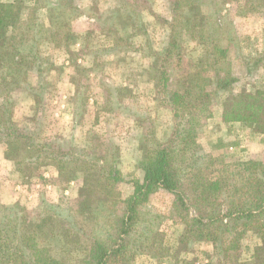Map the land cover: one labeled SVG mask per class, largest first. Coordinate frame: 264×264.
<instances>
[{
  "label": "rangeland",
  "instance_id": "rangeland-1",
  "mask_svg": "<svg viewBox=\"0 0 264 264\" xmlns=\"http://www.w3.org/2000/svg\"><path fill=\"white\" fill-rule=\"evenodd\" d=\"M14 1L26 6L21 14L23 21L33 17L41 26L40 54L46 60V70L39 75L35 68L24 65L14 83L0 79V109L4 103L12 110L18 127L31 130L35 139L55 147L86 149L96 158L102 152L94 147L95 143L115 144L120 179L114 187L121 199L116 203L117 209L122 212V200L134 190L132 181L142 177L134 145L138 144L141 158L145 132L154 131L156 138L164 140L173 126L172 111L161 103V84L157 85L158 78L152 77L158 76V56L164 51L169 33L166 16L172 19L171 0H146L141 6L136 3L137 8L126 5V0H0ZM247 3L248 0H206L201 6L200 16H207L222 27L220 45L225 48L227 65L238 81L233 89L213 95V116L200 129L199 143L205 152L227 162L264 163V133L256 134L240 123L222 120L226 100L245 91L264 89V66L250 72L247 65V60L264 51V13L250 12ZM138 11V24L147 28L141 36L130 28L132 19L124 17ZM106 21L115 23L123 33V48L113 47L114 35L103 32ZM56 29L63 31L58 46L48 39L49 32ZM129 40L138 43L139 48L125 47ZM205 53V42L185 34L182 55L186 71L171 75L170 87L193 91V77L205 65ZM207 73L210 77L214 74L213 70ZM23 75L27 77L24 82L20 78ZM214 87V83L208 86ZM9 162L0 168L3 208L16 206L15 210H26L35 217L42 210L58 209L64 200H79L87 191L81 173L71 180L59 174L40 177L44 169L54 168L45 166L34 171L33 176L24 177L14 161ZM44 179L53 184L46 191L36 186L43 184ZM30 194H34L32 198ZM173 199L162 188L147 195L140 208L148 217H159L151 231L140 235L139 239L145 238L142 250L125 264H216L215 241L196 242L184 237L185 226L174 210ZM1 212L8 216L12 211ZM259 245L260 239L253 232L245 233L237 252L239 261H251L258 254ZM67 246L75 254L82 253V241Z\"/></svg>",
  "mask_w": 264,
  "mask_h": 264
},
{
  "label": "trees",
  "instance_id": "trees-1",
  "mask_svg": "<svg viewBox=\"0 0 264 264\" xmlns=\"http://www.w3.org/2000/svg\"><path fill=\"white\" fill-rule=\"evenodd\" d=\"M205 1H170L172 19H166L169 33L158 56V76L152 77L161 84V103L172 111L173 126L164 140L156 138L154 131L143 135L144 154L137 166L144 175L132 181L134 190L122 200V212L117 209L121 199L114 187L120 179L115 144L95 143L102 155L93 158L86 149L40 142L31 130L18 127L12 110L1 104L0 145L5 146L6 159L14 161L21 176L31 177L39 168L53 166L69 180L81 173L87 191L79 200H64L58 209L42 210L35 217L26 210H15L16 206H0V264H125L142 250L145 238L139 239L140 235L151 231L159 217H148L140 206L147 195L160 188L174 197V210L185 226L184 237L196 242L215 241L216 264H264V163L227 162L205 152L199 143L200 129L213 116V95L233 89L238 81L220 45L222 27L200 16ZM145 2L126 0V5L137 8L136 3L141 6ZM247 4L250 12L264 13V0H248ZM71 6L75 7L73 3ZM25 8L18 1L0 2V79L4 81L14 83L24 65L35 68L39 75L46 70V60L40 54L41 26L33 17L22 20ZM138 12L124 17L132 19L130 28L147 33V28L138 24ZM102 27L105 34L114 35L112 46L123 48L124 35L117 25L106 21ZM62 32L50 31L49 41L61 44ZM185 34L206 43V63L195 71L194 88L189 92L169 83L171 75L186 71L182 55ZM124 46L131 48L133 44L129 40ZM247 65L250 72L264 66V51L247 60ZM208 70H213L212 77L206 74ZM20 78L22 82L27 79L26 75ZM211 83L214 89L208 88ZM222 120L264 133V89L245 91L226 100ZM1 209L12 212L6 216ZM247 232L260 239L258 254L251 261L240 262L237 252ZM74 241H82V253L70 251L67 244ZM145 251L150 253V249Z\"/></svg>",
  "mask_w": 264,
  "mask_h": 264
},
{
  "label": "crops",
  "instance_id": "crops-1",
  "mask_svg": "<svg viewBox=\"0 0 264 264\" xmlns=\"http://www.w3.org/2000/svg\"><path fill=\"white\" fill-rule=\"evenodd\" d=\"M89 17L92 18L93 16H89ZM86 18H88V17H86ZM166 18L169 19L168 16H166ZM138 34H140L138 36H141V33H138ZM133 46H134V50H136L137 48H139L140 45H138V43H134L133 42ZM134 149H135V152H134L135 158L138 160V159H140V157H139L140 156V150H139V147H138V144L137 143H136V145H134ZM9 161L5 157V146L4 145H0V168H2L3 165H5L7 163L11 164ZM40 174H41L40 177H46L47 178V176H49L50 174H52V176H54L55 174H56V176H58L59 172H58V170L56 168H53L52 170L51 169H48V170L47 169L46 170L44 169ZM143 175H144V173L142 171V177H140L139 179H142L143 178ZM44 181L45 182H43V184H38L37 183L36 186H41L43 189H45V191H46V188L49 189V188H52L53 187L52 186L53 184L51 185V183H50L51 180L48 181V180L44 179ZM18 186L21 187V185H18ZM67 192L68 191H65V193H67ZM33 195L34 194H32V195L30 194L29 195L30 198H32ZM30 203L31 202H29V203L27 202L26 204H28V206H29V205H31Z\"/></svg>",
  "mask_w": 264,
  "mask_h": 264
}]
</instances>
